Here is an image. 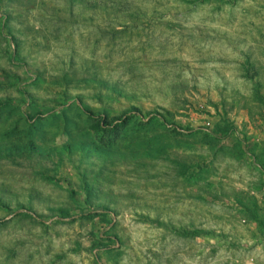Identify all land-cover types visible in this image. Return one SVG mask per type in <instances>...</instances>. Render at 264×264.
I'll return each mask as SVG.
<instances>
[{"label":"rangeland","instance_id":"1","mask_svg":"<svg viewBox=\"0 0 264 264\" xmlns=\"http://www.w3.org/2000/svg\"><path fill=\"white\" fill-rule=\"evenodd\" d=\"M0 264H264V0H0Z\"/></svg>","mask_w":264,"mask_h":264},{"label":"trees","instance_id":"2","mask_svg":"<svg viewBox=\"0 0 264 264\" xmlns=\"http://www.w3.org/2000/svg\"><path fill=\"white\" fill-rule=\"evenodd\" d=\"M230 132H231L230 130H227V131H224L223 134H224V136H226V135L230 134Z\"/></svg>","mask_w":264,"mask_h":264}]
</instances>
